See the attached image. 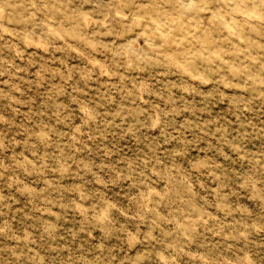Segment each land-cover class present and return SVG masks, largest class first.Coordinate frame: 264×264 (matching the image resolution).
<instances>
[{"label": "rangeland", "instance_id": "1", "mask_svg": "<svg viewBox=\"0 0 264 264\" xmlns=\"http://www.w3.org/2000/svg\"><path fill=\"white\" fill-rule=\"evenodd\" d=\"M0 264H264V0H0Z\"/></svg>", "mask_w": 264, "mask_h": 264}]
</instances>
